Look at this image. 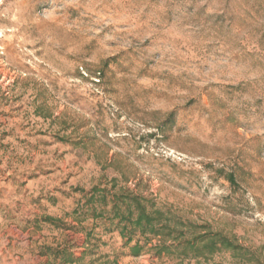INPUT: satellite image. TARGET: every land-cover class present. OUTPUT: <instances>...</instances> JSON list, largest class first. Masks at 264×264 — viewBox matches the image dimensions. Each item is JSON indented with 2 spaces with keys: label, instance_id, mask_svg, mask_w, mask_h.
<instances>
[{
  "label": "rangeland",
  "instance_id": "obj_1",
  "mask_svg": "<svg viewBox=\"0 0 264 264\" xmlns=\"http://www.w3.org/2000/svg\"><path fill=\"white\" fill-rule=\"evenodd\" d=\"M0 264H264V0H0Z\"/></svg>",
  "mask_w": 264,
  "mask_h": 264
},
{
  "label": "trees",
  "instance_id": "obj_2",
  "mask_svg": "<svg viewBox=\"0 0 264 264\" xmlns=\"http://www.w3.org/2000/svg\"><path fill=\"white\" fill-rule=\"evenodd\" d=\"M142 217H145V218H147L148 220L150 219V218H149V214H147V213L145 212L144 208H141V210L139 211V218H138V220H137V222H136L137 224L141 223V218H142ZM217 235H218V234H217ZM220 239H221L224 243H226L227 245L231 244L230 241H229V239L226 238V237H224V236L220 237ZM137 250H138V247L135 248V251H137Z\"/></svg>",
  "mask_w": 264,
  "mask_h": 264
},
{
  "label": "clouds",
  "instance_id": "obj_3",
  "mask_svg": "<svg viewBox=\"0 0 264 264\" xmlns=\"http://www.w3.org/2000/svg\"><path fill=\"white\" fill-rule=\"evenodd\" d=\"M3 14H4L5 16H7V15H8L7 11H5ZM12 18H13V19H15V17H14V16H13Z\"/></svg>",
  "mask_w": 264,
  "mask_h": 264
}]
</instances>
